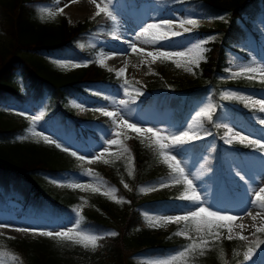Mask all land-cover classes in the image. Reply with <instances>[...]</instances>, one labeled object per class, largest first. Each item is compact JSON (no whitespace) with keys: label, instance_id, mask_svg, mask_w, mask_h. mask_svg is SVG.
Returning a JSON list of instances; mask_svg holds the SVG:
<instances>
[{"label":"trees","instance_id":"16d2710c","mask_svg":"<svg viewBox=\"0 0 264 264\" xmlns=\"http://www.w3.org/2000/svg\"><path fill=\"white\" fill-rule=\"evenodd\" d=\"M145 0H112V12L117 16L136 8ZM166 10L175 12L182 19L193 16L217 19L215 26L204 27L202 36L218 34V38L208 43L205 61L200 63L194 78L165 79L154 77L145 85L146 95L141 97V106L151 103L157 110L167 108L174 111L177 123H182L190 112L194 100L200 98L208 87L213 89L214 110L212 120H204L208 133L216 137L213 146L206 147V140H193L184 147L191 153L193 160L201 153L207 154L201 173L216 184L220 170L226 172L225 153L232 156L242 151H251L252 147L232 141L225 143V123L229 120L257 128L253 116L263 113L235 106L237 98H224L225 88L257 89L264 83H257L245 75L233 76L228 68L238 62L251 60L248 47L259 51V33L244 21V16L254 18L264 6V0H158ZM54 0H0V28L9 37V42L0 44V105L15 103L19 106L37 107L44 104L45 120L59 119L63 129H71L78 142L86 139L99 142L101 135L98 126H112L108 117L100 116L89 121H79L74 117L70 106L72 98L96 105L107 96L103 93L119 85V79L96 64V52L102 46L98 40L106 41L114 30L113 19L101 14L92 20H85L70 26L64 17H48L42 12V6H53ZM117 5V6H116ZM218 18H222L218 20ZM91 39L95 41L91 42ZM79 57L82 66L78 71L70 72L59 68L54 58ZM19 70L24 79L25 92L9 84L14 71ZM224 78V81L221 79ZM227 112V113H225ZM219 125V127H217ZM25 124L13 125L0 120V186L4 196H0V208H6V200H20L23 212L44 190L39 172H47L56 178L67 180L70 172H81L80 168H70L66 156L54 146H49L24 131ZM21 135V139L17 136ZM124 148L129 149L124 152ZM156 152L149 140L137 133L126 132L122 136L119 151L112 156L109 171L99 170V176L108 186L117 189V194L125 199L122 205L108 197L96 196V209L85 213L88 223L100 228L115 227L116 236H105L101 250L105 255L101 260L106 264H136L130 257L138 252L162 253L182 251L190 239L176 238L179 226L172 229L170 236L155 234L141 213L140 204L165 210L176 207L184 200H178L168 192H162L152 198L137 200L140 188L145 183H157L169 177V174L152 169ZM58 157L52 161L50 155ZM129 172L132 175H129ZM11 177L12 186L4 184ZM123 181V182H122ZM228 183V182H227ZM234 184L233 181L230 182ZM128 185L125 192L122 187ZM236 187L239 188L237 185ZM125 188V187H124ZM52 193V192H51ZM54 195V194H53ZM55 196V195H54ZM58 196V195H57ZM55 196V197H57ZM59 221L66 219L77 197L68 195L57 197ZM101 198L102 200H99ZM22 214V213H20ZM201 223V222H199ZM200 236H192L199 240ZM246 240L230 239L210 241L203 248V255L189 253L178 264H244V253L249 248L264 253V233L255 232L246 236ZM0 250L4 258L0 264H90V256L72 247L61 246L47 241H27L0 236ZM12 257H15L13 259ZM88 261V262H87Z\"/></svg>","mask_w":264,"mask_h":264},{"label":"rangeland","instance_id":"374dc122","mask_svg":"<svg viewBox=\"0 0 264 264\" xmlns=\"http://www.w3.org/2000/svg\"><path fill=\"white\" fill-rule=\"evenodd\" d=\"M81 0H60L59 4H57L55 0V7L50 8L55 10L56 8L63 9L62 12L58 13L56 16L61 17L64 16L67 19L68 25H76L78 22L91 19L95 16L96 13V3L99 0H89L90 3L85 5V12L83 15H71L69 12V4L76 3L79 4ZM224 1V0H223ZM74 3V4H75ZM103 7V5H101ZM197 21V26L192 27L191 25H185V27L192 28L191 32H184L183 28L179 26V19L178 16L173 14L172 12H165L162 10V7L151 2L143 3L137 10H131L126 15L119 16L117 20L116 30L112 34L111 39L116 41L117 44L107 43L96 54L97 63L99 66L104 68L105 70L113 73H117V71L121 68L124 69L123 73L119 77L122 82L120 86L114 90H109L106 94L109 95V99L107 103H100L97 106H89L84 104L80 100L72 99L70 101L71 107L74 109V113L79 120H89L96 118L98 116H104L101 112L96 111L98 108H105L109 111H116L120 106L118 104H114L113 101H119L121 99H127L124 95L122 84L124 80L128 81L129 92L135 96L136 90H139L142 94L136 97L133 107L128 105L127 109H120L122 113L125 115V118L128 119L131 123H136L139 127H152L155 129H164L172 132H177L178 130H185L187 128V124L191 122V118L195 115V112L199 110L200 107H203L205 104L210 103V96L209 94L205 95L201 100L195 102L192 111L190 114L187 115L186 119L183 121L182 125H179L175 122V118L172 115V111H165V116L161 117L162 111L157 112L153 105L148 104L144 106L143 110H140L141 104L140 97L145 95L143 91V86L151 79L157 76H161L163 78L172 79V78H193L196 74V69L198 68L199 64L204 60H201L198 66H191L192 71H187L186 67H188L185 63V58H167V59H160L158 58L155 62H152L151 57L146 55L147 51H185L188 47H190L192 42H195L199 39H204L207 37H202L200 35L199 27H210L214 26L215 22L211 19H198L192 18ZM163 20H171L174 22L172 25V31H176L180 33L177 36H171V32L167 31L166 28H159L153 30L157 33V38H159V34H163L167 37V41L165 42L163 47L161 48L159 45L156 47L143 45L137 42V48H145V53L141 54L139 51L132 52L129 48V41H133L136 33L140 30V28L148 23H159ZM251 26L261 33V47L263 48V54L261 56H257L253 49L248 47L252 60L247 63H235L230 68L229 71L231 73L238 72L242 67H264V16L260 15L252 24ZM182 35H189L185 40L174 43L173 39L177 38L178 36ZM217 38L218 35L214 34L213 36ZM119 41V42H118ZM9 42V37L2 31L0 28V44H6ZM207 44L204 45L206 48ZM260 49V48H259ZM205 56V54H204ZM174 60H178L181 63V67L177 68L176 64L173 63ZM58 63L59 67H65L70 71H77L81 66V60L78 57H72L69 59H55ZM171 62L172 65L169 63ZM74 65H80L78 67H74ZM251 79L257 81L258 83H264V78H262L260 73L255 74H247ZM9 84L12 87L18 88L20 91L24 87L23 80L21 78V74L19 70L14 72V75L9 81ZM257 88L261 89L263 92L253 91L250 92L249 90H233L232 88H226L227 91H231L234 93L239 94L240 96L250 97L251 100L241 101L239 99V103L245 108H255L259 110V105L253 106L252 100H261L264 99V86H259ZM210 92V91H209ZM211 104V103H210ZM76 105H80V107H76ZM247 105V106H246ZM0 111V120H5L13 125H20L23 122H27V126L25 128L26 132L29 135L35 136L41 140V136L33 135V130L37 133H41L42 136H47L51 140L60 143L63 147L69 149L68 152H65L66 155V163L69 167H81L84 169L81 173H73L69 180L62 181L60 179L55 178L51 174H46L47 172H39L37 173L38 176H33L34 179H39L41 186L44 190H47L48 195L47 199H39L38 201H34L35 208L33 211L36 215H27L24 216L20 214L21 204L15 201H8V208H0V224H7L9 227H0V235L3 237H8L12 239H26L28 241H35V240H45L51 243L64 245L67 247H74L76 249H80L83 252H88L90 256V264H106L105 261L101 260V257L104 253L102 252L101 248V239L97 241V246L93 248L91 245L88 247H84L80 243H76L75 240L77 239L74 233H70L73 236L72 240L62 239V238H55V237H42L38 234L33 233H26L23 231H16V228H37L45 231H60V230H67L72 228L75 224L76 220V213L74 209L79 207L80 215L84 217L86 212H91L95 209L94 200L96 195L108 196L109 198L114 200V210L116 208V204H121V202H117V199H125L123 196L118 195L116 196V192L113 194H106L108 193V188L110 186H106V184L98 177L96 174L100 168H109V164L111 162L112 155L118 150L119 146H109L110 150L107 153H104L103 156L98 160H93V155H99L103 151L104 139L106 138V132L108 133L107 138H112L111 133L109 130H114L117 132H121V135L124 131H132L131 129H124V128H114L111 127L109 129L99 128V133L101 134V142L96 143L95 145L86 146L84 144L78 143L74 140L71 136L67 137L71 132V129L68 128V133L63 132L60 134L56 132V136L53 134V128L55 125L53 122L50 124H45L42 120L43 115V106H39L37 109L33 110L32 107H25L19 108L15 104H8L6 106H1ZM264 113V112H263ZM40 115L41 118L35 122V124H31L29 117ZM253 121L258 124L257 130L261 131L264 127L260 121L264 120L263 116H255L252 117ZM177 119V118H176ZM57 125V120H56ZM46 127V128H45ZM228 129H232L233 133H239L241 136L248 137V140H258L264 145V132L262 134L256 133L254 130H249L245 127L244 124L240 122H236L234 120H230L226 124V133H228ZM55 130V128H54ZM225 133V136H226ZM141 136L150 137V134H139ZM231 135V133H228ZM66 137L64 139H61ZM121 137V136H120ZM120 137L118 139L120 140ZM203 139H207L206 147H210L214 144L215 139L209 135H202ZM60 138V139H58ZM150 139V138H149ZM233 141L241 142V143H248V140L241 141L240 137H233ZM154 149L156 150V146L154 141L150 139ZM121 142V140H120ZM45 143V142H44ZM71 143V144H70ZM50 145H55L53 143H46ZM254 149V152L250 153H241L239 156L231 157L229 154H226V167L228 170V174L230 178H235L241 180L242 184L239 182L235 183L239 186L242 185V190L239 191H229L224 185L219 187L218 192L212 186L214 184H206L207 181L201 179L200 176V166L201 163L205 160L204 156H200L197 161L192 160V154H187L184 150L187 148L184 147V150L178 155V159L182 161V166L185 168L186 172L190 175V178L193 180V185L197 189L198 194L201 196L202 200L204 201V206H211L210 210L212 211H221L222 213H227L230 215H235L237 217L243 215L245 212L251 213L250 221L247 223L246 226L239 227L238 220L234 221H219L215 222L213 225V231H217L220 233L218 239L204 235V239L208 241H220L222 239H227L229 234L232 235V238L238 237V235L248 236L254 232H256V227H258L261 223V220L264 219V211L260 210L256 206L253 205L252 200L254 199L255 193L259 191L261 187H264V147H260L255 144H251ZM61 149V148H60ZM62 150V149H61ZM63 151V150H62ZM71 151L77 152V156L73 157L70 155ZM79 156L85 157L84 160L78 159ZM52 161H58V157L55 155L49 156ZM89 160H93L92 163H88ZM104 160H108V163L105 164ZM152 169H157L160 171H166L170 173V169H168L167 165L163 164L162 158L158 156L156 153L154 162L151 165ZM91 169L94 173L93 176L85 175V170ZM7 182H3L4 184L12 186V179L8 177L5 179ZM167 186L159 187L161 183H151L142 186V188H155L152 191H143V195L138 199H144L147 197H153L158 195L160 192L169 191L173 192L176 197L182 199L183 196L189 195L190 193L186 190V186L181 183H173L170 179L163 181ZM73 184H81V185H88L89 187L85 188H74L70 185ZM237 185H231V190L238 189ZM97 188L98 191L93 192L91 189ZM240 188V187H239ZM54 192L56 194L64 195V193L69 195H77L79 196V202H77L72 207V211L67 217V220L63 224H59L58 222L52 223L51 221L58 220L57 217L54 216L53 211L55 205H57L58 201L57 198L51 193ZM261 195H264L262 193ZM0 196H4L3 188H0ZM99 200H102L99 198ZM57 202V203H56ZM11 205V207H10ZM185 206L191 208V204L189 202L186 205H180L171 210H153L151 209L146 203L141 205V211L146 216L147 221L153 227L155 234L159 235L160 237H168L169 232L171 229L178 225L175 222H164L159 219V217L164 216H175V215H182ZM235 210V211H234ZM260 211L261 215L256 217L254 221L252 217L256 215V213ZM40 217V218H39ZM205 221L207 218H203ZM50 223H49V222ZM189 224V229L185 231V224L186 222L181 221L179 224L181 228L178 231H181L182 235H177L180 239H188L191 237L195 232V223L187 222ZM218 223L220 225L219 228H216L215 224ZM239 227V228H238ZM79 230L90 233L92 235H96L99 237L110 236L108 233L115 232L117 233L115 228H99L97 226L86 224L83 222L79 226ZM0 253H3L0 250ZM177 252H164L162 254H149V251H142L133 254L130 259L133 260L137 264H156L157 261L166 259L170 256L175 255ZM4 258L3 255H0V261ZM250 264H264V258H261V255L258 254H250L249 258Z\"/></svg>","mask_w":264,"mask_h":264},{"label":"snow or ice","instance_id":"6c2138e0","mask_svg":"<svg viewBox=\"0 0 264 264\" xmlns=\"http://www.w3.org/2000/svg\"><path fill=\"white\" fill-rule=\"evenodd\" d=\"M57 4H59L60 0H56ZM95 2V0H94ZM103 5V7L101 6ZM112 0H99L98 3H96V16H100L103 14V16L107 19H114L113 12H112ZM44 12L48 17L54 19L56 15L63 11L61 8H56L55 10L44 8L41 10ZM179 26L183 28L184 32H191L192 28L185 27V25H191L193 28L197 26V21L194 19H183L180 20ZM174 24L171 20H163L159 23H148L143 25L140 30L136 33L134 40L129 41V48L132 50V52L139 51L141 54L145 53V48H137V42L143 45H148L152 47H156L159 45L161 48L163 47L165 42L167 41V37L163 34H159V38H157V33L153 30L159 29L161 27L166 28L167 31L171 32V36H177L180 33L176 31H172V25ZM214 39V37H208L204 39H199L195 42H192L190 47H188L185 51H147L146 55L148 57H151L152 62H155L158 58L160 59H167L172 57L177 58H185V63L188 67H186L187 71H192L191 66H198L199 62L201 60L206 59L204 54L209 51V49L205 48L204 45L211 42ZM173 63L176 64L177 68L181 67V63L178 60H174ZM80 65H74V67H78ZM124 69L121 68L117 71L116 75L120 76L123 73ZM260 73L262 78H264V67H242L238 72H233L231 75L233 76H239V75H247V74H255ZM252 78V77H249ZM124 95L127 97V99H121L119 101H113L114 104H118L120 107L116 111H109L105 108H98L96 111L101 112L105 117L110 118L111 124L114 126V128H124V129H131L132 132L137 134H150V139L154 141V144L156 146V152L160 158H162L163 164L167 165L168 169H170L169 173V179L173 183H183L186 186V190L190 193L189 195H185L182 197L183 200L189 202L191 204V208L185 206V209L183 210L182 215H175V216H164L159 217L155 219H159L164 222H175L179 224L181 221L186 222L185 224V231L189 229V224L187 222H193L195 223V232L197 234L203 233L204 235L213 237L218 239L220 236V233L217 231H213V225L215 222L219 221H234L237 219V216L230 215L227 213H222L221 211H212L210 210L211 206H204V201L202 200L201 196L198 194L197 189L193 185V180L190 178V175L186 172L185 168L182 166V161L178 159V155L181 154V152L184 150V146L188 144L189 142L193 140H199L201 139L200 133L203 132L204 135H209V133L204 129L203 126V120L207 119L209 121L212 120V112L214 110V107L212 104H205L203 107H200L198 111L195 112V115L191 118V122L187 124V128L185 130H178L177 132H172L164 129H155L152 127H139L136 123H131L128 121V119L125 118V115L122 113L120 109H127L128 105L130 103H134L136 97L141 95L142 93L139 90H136V95L133 96L129 92V86L128 81L124 80L122 84ZM224 98H238L241 101L251 100L250 97L240 96L237 93L234 92H226L223 94ZM253 106L259 105V111L264 112V99L261 100H252ZM247 106V105H246ZM76 107H80V105H76ZM41 118L40 115L29 117L31 124H35L36 121H38ZM262 124H264V120L260 121ZM219 127V125H217ZM111 133L112 138H107L108 133L106 132V138L104 139V147L103 151L99 154L93 155V160L100 159L104 153L109 152L110 147L109 146H120V140L118 137L121 136V132H117L114 130H109ZM228 133H231V135H228ZM228 133H226V139L225 143H231L233 137H240L241 141L248 140V137L241 136L239 133H233L232 129H228ZM33 135L41 136L43 141L45 143H53L57 148H61L63 151L68 152L69 149L66 147H63L60 143H57L54 140H51L47 136H42L41 133H37L33 130ZM250 144H255L260 147H264V145L261 144L258 140H248ZM124 152H128L129 149L124 148ZM70 155L73 157L77 156V152L71 151ZM78 159L84 160L85 157L79 156ZM93 160H89L88 163H92ZM104 163L107 164L108 160H104ZM85 175L93 176L94 173L91 169L85 170ZM129 175H132L131 172H129ZM123 182V181H122ZM74 188H85L89 187L88 185H81V184H73L70 185ZM167 186L163 181L159 184V187H165ZM125 188H128L127 184H124ZM93 192L98 191L97 188L91 189ZM155 190V188H141L140 191H152ZM116 192V189L114 187L108 188V193L106 194H113ZM264 193V187H261L258 192L255 193L254 199L252 200V203L254 206L259 208L260 210L264 211V195H261ZM117 202H123L122 198L117 199ZM74 212L76 213V220L75 224L72 228H69L67 230H60V231H45L37 228H16V231H23L26 233H33L38 234L42 237H55V238H62L67 240H72L73 236L70 235V233H74L75 237L77 238L75 240L76 243L82 244L84 247H88L91 245L93 248L97 246V241L100 239H103V237H99L96 235H92L90 233L84 232L79 230V226L81 225L83 221V217L80 215V209L79 207L74 209ZM251 215V213H249ZM261 212L258 211L256 215L252 217V219L255 221L257 216H260ZM203 218H207L206 222L201 224L199 223L200 220ZM216 228H219L220 225L218 223L215 224ZM0 227H9L7 224H0ZM253 227H255L256 232L264 233V219L261 220V223L258 227L254 224ZM181 231H177L175 235H182ZM110 236H116L117 233L111 232L108 233ZM204 235H200L199 240L194 239L192 237H188V239L191 240L190 243L186 244L184 246V249L182 251L177 252L175 255L170 256L166 259L159 260L156 262V264H178V262L182 261L189 253L196 254L199 252V255H203V248L208 244V240L204 239ZM238 238L240 240H246L247 237L243 235H238ZM227 239H232V235L229 234ZM257 243H264V241H258ZM250 252L249 251L244 253V260L247 261L250 258ZM0 255H3V253H0ZM15 259V257H12Z\"/></svg>","mask_w":264,"mask_h":264},{"label":"bare ground","instance_id":"6f19581e","mask_svg":"<svg viewBox=\"0 0 264 264\" xmlns=\"http://www.w3.org/2000/svg\"><path fill=\"white\" fill-rule=\"evenodd\" d=\"M74 3L69 4V6H68L69 12L71 15L78 16V15H83V13L86 10L85 5H87L90 2H89V0H81L79 4H76V3L74 4ZM250 219H251V217H250L249 213L245 212L243 215L237 217L238 226L240 228L243 226H246L247 223H249Z\"/></svg>","mask_w":264,"mask_h":264}]
</instances>
